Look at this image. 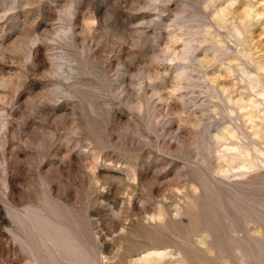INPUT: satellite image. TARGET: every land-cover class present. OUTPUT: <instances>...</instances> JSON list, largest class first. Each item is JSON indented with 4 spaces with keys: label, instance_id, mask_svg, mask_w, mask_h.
I'll return each instance as SVG.
<instances>
[{
    "label": "rangeland",
    "instance_id": "rangeland-1",
    "mask_svg": "<svg viewBox=\"0 0 264 264\" xmlns=\"http://www.w3.org/2000/svg\"><path fill=\"white\" fill-rule=\"evenodd\" d=\"M149 252L264 264V0H0V264Z\"/></svg>",
    "mask_w": 264,
    "mask_h": 264
},
{
    "label": "bare ground",
    "instance_id": "bare-ground-1",
    "mask_svg": "<svg viewBox=\"0 0 264 264\" xmlns=\"http://www.w3.org/2000/svg\"><path fill=\"white\" fill-rule=\"evenodd\" d=\"M253 87V86H252ZM232 165V164H231ZM249 166V165H248ZM230 169H222V171L226 172V171H229ZM157 216V215H156ZM154 217V216H153ZM155 250V249H154ZM155 251H158V250H155ZM163 251V250H162ZM152 252H154L152 250ZM160 252V251H159ZM164 256V254H159V253H156L153 254V253H150L149 254L147 253V255L145 257H143L141 259V261L144 263V264H158V262L160 261V259Z\"/></svg>",
    "mask_w": 264,
    "mask_h": 264
}]
</instances>
